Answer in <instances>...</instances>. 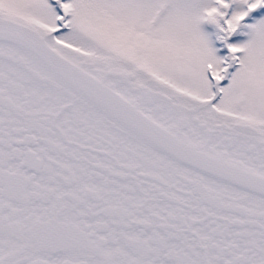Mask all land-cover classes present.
<instances>
[{
  "label": "snow or ice",
  "instance_id": "6c2138e0",
  "mask_svg": "<svg viewBox=\"0 0 264 264\" xmlns=\"http://www.w3.org/2000/svg\"><path fill=\"white\" fill-rule=\"evenodd\" d=\"M0 264H264V0H0Z\"/></svg>",
  "mask_w": 264,
  "mask_h": 264
}]
</instances>
